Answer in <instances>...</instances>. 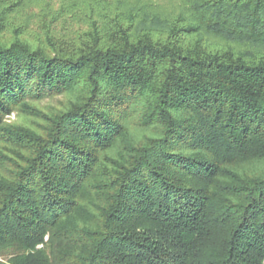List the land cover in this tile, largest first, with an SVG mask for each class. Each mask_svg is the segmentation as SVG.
Wrapping results in <instances>:
<instances>
[{"label": "trees", "instance_id": "trees-1", "mask_svg": "<svg viewBox=\"0 0 264 264\" xmlns=\"http://www.w3.org/2000/svg\"><path fill=\"white\" fill-rule=\"evenodd\" d=\"M33 2L0 0V264H264V0L96 2L78 43Z\"/></svg>", "mask_w": 264, "mask_h": 264}, {"label": "rangeland", "instance_id": "rangeland-1", "mask_svg": "<svg viewBox=\"0 0 264 264\" xmlns=\"http://www.w3.org/2000/svg\"><path fill=\"white\" fill-rule=\"evenodd\" d=\"M27 8L20 13H12L8 19L12 25H23L24 35L34 41L44 39L46 32L54 38H63L68 41H88L87 32L91 31L90 7L96 8V2H110L113 5L117 0H33ZM172 11L178 7L179 0H145ZM63 8V9H62ZM42 9L46 10L44 13ZM98 24L100 21H97ZM32 108L41 112H51L61 109L67 102V97L58 95L53 98H45L37 101L28 100ZM34 109L22 110L16 108L10 114L5 115L4 122L10 125H25L39 129L45 125L43 117L35 114ZM134 130V129H133ZM13 146L7 142H0V152L5 156L14 158L11 152ZM15 159V158H14ZM0 161L6 159L0 157ZM1 258V257H0Z\"/></svg>", "mask_w": 264, "mask_h": 264}]
</instances>
